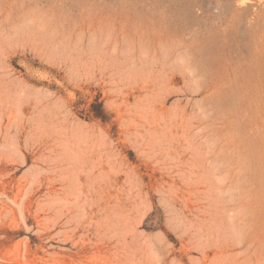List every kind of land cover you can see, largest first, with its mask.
Wrapping results in <instances>:
<instances>
[{
	"label": "rangeland",
	"instance_id": "374dc122",
	"mask_svg": "<svg viewBox=\"0 0 264 264\" xmlns=\"http://www.w3.org/2000/svg\"><path fill=\"white\" fill-rule=\"evenodd\" d=\"M0 264H264V0H0Z\"/></svg>",
	"mask_w": 264,
	"mask_h": 264
},
{
	"label": "bare ground",
	"instance_id": "6f19581e",
	"mask_svg": "<svg viewBox=\"0 0 264 264\" xmlns=\"http://www.w3.org/2000/svg\"><path fill=\"white\" fill-rule=\"evenodd\" d=\"M244 5H245V3H244V2H242V3H241V6H244Z\"/></svg>",
	"mask_w": 264,
	"mask_h": 264
}]
</instances>
